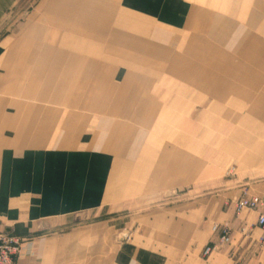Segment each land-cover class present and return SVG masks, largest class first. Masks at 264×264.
Segmentation results:
<instances>
[{"label":"crops","instance_id":"crops-1","mask_svg":"<svg viewBox=\"0 0 264 264\" xmlns=\"http://www.w3.org/2000/svg\"><path fill=\"white\" fill-rule=\"evenodd\" d=\"M27 1L16 57L0 43L17 263L264 264L259 213L234 210L245 190L264 202V0H0V20ZM219 114L248 117L218 140ZM215 226L231 244L205 258Z\"/></svg>","mask_w":264,"mask_h":264},{"label":"rangeland","instance_id":"rangeland-1","mask_svg":"<svg viewBox=\"0 0 264 264\" xmlns=\"http://www.w3.org/2000/svg\"><path fill=\"white\" fill-rule=\"evenodd\" d=\"M25 6H26V8H25L26 16H22L21 14L19 16L15 10V12L11 16H9L8 19L0 20V43L10 42L12 45L11 50H13V49L15 50V57H16V54L18 52L16 50V48H17V43L19 42V38L23 37V35H24L23 25L25 23L29 24V22H31V21L33 22V19L31 18V15L29 14V12L31 11L30 8L32 7V4L31 3L29 4L27 1ZM63 22H64V20H59V24L64 27L65 22L64 23ZM18 25H21V29H20L21 36L20 37H19ZM28 27H29V29H28ZM28 27L26 28V32L27 31L29 32V30H31L30 25ZM28 32H27V34H28ZM32 37H34V36H32ZM58 37L63 39V41L65 40L64 34H59ZM31 41H34V38ZM9 54H10V52H8L7 57H10ZM74 54H76V53H74ZM126 56L129 57V53ZM159 85H161V84H159ZM165 85L167 86V84H165ZM168 85H172V84H168ZM173 85L177 86V84H173ZM160 87L161 86H159L158 88H160ZM139 100H140V102L143 101L141 99H139ZM237 101H240V100H234V102H237ZM175 102H176V100H175ZM171 105H172V103H171ZM221 109L225 111V109H223V108H221ZM227 110H229V109H227ZM247 117L248 116L246 114H244V115H230L229 114L227 116H226V114H219L218 115V121H219L218 140H220L221 138L223 140V138H225L226 135L231 133L230 131L220 129V128H222V126H224L225 124H228L229 127H231V126L236 127L237 126L236 123L242 122L243 119L247 118ZM203 137H205L204 132H203ZM224 151H225V147H219L218 155L219 156H221V154L224 155ZM239 174H240L239 173V167H238L237 163L233 164V166H231L225 173V175L228 177H236ZM261 178H264V163H261ZM245 192H248V191L245 190ZM245 192H243V193H245ZM243 193L241 194V196L243 195ZM225 205L227 206V204H225ZM234 210H235V206H234ZM128 214H129L128 211H124V212L123 211H115V212H113L111 210L106 209V211L104 212V215L102 217L105 216L106 222H128L129 221L128 217H127ZM97 218L98 217H94V220H96ZM91 219H93V217H91ZM124 234H126V233H124Z\"/></svg>","mask_w":264,"mask_h":264},{"label":"built area","instance_id":"built-area-1","mask_svg":"<svg viewBox=\"0 0 264 264\" xmlns=\"http://www.w3.org/2000/svg\"><path fill=\"white\" fill-rule=\"evenodd\" d=\"M235 214L237 217L244 212H257L258 226L263 231L264 240V202L257 196H250L248 192L236 201ZM213 232L219 236L218 242L205 249L204 257L209 258L213 253L220 252L231 244V231L229 228L220 229L218 226L213 228ZM23 242L10 232L0 231V264H18L17 260L22 253Z\"/></svg>","mask_w":264,"mask_h":264}]
</instances>
